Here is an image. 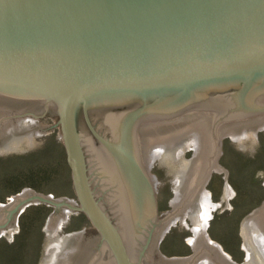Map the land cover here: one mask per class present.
I'll return each mask as SVG.
<instances>
[{"label": "water", "instance_id": "water-1", "mask_svg": "<svg viewBox=\"0 0 264 264\" xmlns=\"http://www.w3.org/2000/svg\"><path fill=\"white\" fill-rule=\"evenodd\" d=\"M58 124L79 204L24 189L0 204V237L45 203L48 235L70 211L99 233L53 242L45 264H235L205 233L203 188L222 138L264 126V0H0V154ZM193 143L160 221L154 163ZM178 216L195 251L167 261L156 245ZM250 219L264 238V203Z\"/></svg>", "mask_w": 264, "mask_h": 264}, {"label": "rangeland", "instance_id": "rangeland-1", "mask_svg": "<svg viewBox=\"0 0 264 264\" xmlns=\"http://www.w3.org/2000/svg\"><path fill=\"white\" fill-rule=\"evenodd\" d=\"M195 155L193 143L184 150L180 163L178 154L154 163V175L162 181L160 221L174 209L179 194L175 178H181L182 166L192 164L190 158ZM217 163L224 172L212 169L204 185L217 205L205 233L233 263L245 264L248 250L253 264H264V238L257 226L250 224L251 214L264 203V126L257 131L246 128L239 141L223 137ZM24 189L79 204L60 124L48 134L0 154V204H9L10 198ZM54 212V206L45 203L28 206L17 219L19 231L13 240L0 237V264H45L46 250L53 242L81 231L88 236L99 234L83 212L70 211L52 237L45 226ZM194 236L191 218H177L156 245L159 256L167 261L190 258L196 246Z\"/></svg>", "mask_w": 264, "mask_h": 264}, {"label": "bare ground", "instance_id": "bare-ground-1", "mask_svg": "<svg viewBox=\"0 0 264 264\" xmlns=\"http://www.w3.org/2000/svg\"><path fill=\"white\" fill-rule=\"evenodd\" d=\"M195 144V143H194ZM196 147V146H195ZM198 155V154H197ZM204 190H205V187L203 188ZM206 191V190H205ZM207 193H208V191H206ZM177 194V193H176ZM209 194V193H208ZM178 196V195H177ZM209 197H210V195H209ZM210 200H211V198H210ZM176 203V202H175ZM174 203V204H175ZM217 208V205L216 204H214L212 201H210V205H209V208H208V215H207V224H208V220H209V218H211V215H212V213H213V210L214 209H216ZM177 218H179V219H185V217H183V216H178ZM176 218V219H177ZM176 219L173 221V222H175L176 221ZM166 221V220H165ZM254 224V225H256L255 223H254V221H253V219H251V222H250V224ZM170 225V224H169ZM205 232H206V229H205ZM194 233H195V228H194ZM197 239H196V235L194 236V238H192V241L194 242V241H196ZM195 243V242H194ZM193 243V244H194ZM264 244V243H263Z\"/></svg>", "mask_w": 264, "mask_h": 264}, {"label": "flooded vegetation", "instance_id": "flooded-vegetation-1", "mask_svg": "<svg viewBox=\"0 0 264 264\" xmlns=\"http://www.w3.org/2000/svg\"><path fill=\"white\" fill-rule=\"evenodd\" d=\"M216 95V94H215ZM91 106V105H90ZM81 109H82V111L84 110V104H81L80 105V107H79V113L78 114H80V111H81ZM78 118H79V116H78ZM195 150H196V147H195ZM197 151V150H196Z\"/></svg>", "mask_w": 264, "mask_h": 264}]
</instances>
